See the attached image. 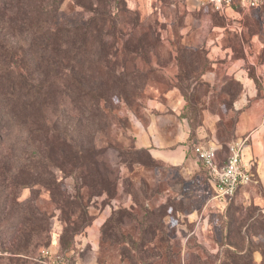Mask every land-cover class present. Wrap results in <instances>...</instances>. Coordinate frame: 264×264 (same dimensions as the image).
Wrapping results in <instances>:
<instances>
[{"label": "rangeland", "instance_id": "374dc122", "mask_svg": "<svg viewBox=\"0 0 264 264\" xmlns=\"http://www.w3.org/2000/svg\"><path fill=\"white\" fill-rule=\"evenodd\" d=\"M59 15L78 24L84 42L78 79L93 99L107 97L102 111L91 112L99 117L94 126L78 125L72 135L80 145L95 135L98 149L83 157L75 145L58 142L53 105L35 109L36 124L39 113L45 119L32 133L8 124L5 156L10 147H48L43 166L52 165L67 200L41 186L0 191V264H42L41 250L51 245L69 249L70 264H264L263 200L252 182L225 207L207 205L211 192L202 173L190 177L156 160L135 135L160 101L168 113L181 108L194 132L208 124L223 145L220 159L227 157L243 80L264 90V5L221 13L187 0H65ZM38 55L44 68L58 70L51 53ZM12 157H0V164L18 165ZM100 174L101 192L84 184L83 176L91 183ZM244 190L250 196L241 200ZM119 214L121 240L103 234Z\"/></svg>", "mask_w": 264, "mask_h": 264}, {"label": "trees", "instance_id": "16d2710c", "mask_svg": "<svg viewBox=\"0 0 264 264\" xmlns=\"http://www.w3.org/2000/svg\"><path fill=\"white\" fill-rule=\"evenodd\" d=\"M64 1L0 0V157L5 158L10 154L14 157H12L14 162L18 164L12 167L0 164L3 175L0 178L1 193L9 188L17 192L20 188L41 186L55 195H60V200H67L66 194L58 191L59 183L52 165L43 166V151H46L48 147L37 150L27 149L23 145H20L18 149L10 147L12 152L5 156L9 148L5 146V143L13 123L32 133L33 125H41V120L43 122L45 119L44 115L39 113L37 118L42 117V119L36 124L34 117L36 108L46 109L53 105L55 112H58L57 124L52 128L58 142L75 145L76 152L82 153L83 157H86L88 152L98 149L95 135L88 141V145L78 144L72 136L73 132L79 129L76 128L79 127L78 125L86 124L85 128L89 125L94 126L99 117L91 112L95 109L102 111L103 102H107V97L101 94L97 99H93L92 93L84 84H81L77 77V68L81 60L80 51H83L84 42L77 39L78 24L63 20L59 15ZM93 1L101 0H90V2ZM81 6L89 10L85 3H81ZM39 52L45 58L48 52L51 53V63L56 65L58 70L44 68L41 64L44 59L38 55ZM31 117L32 121H30ZM46 123L48 122L44 121V125ZM92 130V128L88 130L89 135ZM222 148L223 145L217 151L220 164H223L228 157L227 155L226 158L220 159ZM73 171L74 169L71 168L70 172L73 173ZM98 171L100 173V169ZM83 178H85L83 180L85 185L94 191L101 192L96 186V183L101 181V174L98 180L91 183L86 176ZM1 204L6 207L8 203ZM35 210L32 209L33 215ZM33 215L28 216L29 219ZM122 218L123 214H119L115 222L107 221L103 227V234L121 240ZM2 219L0 216V221ZM11 250L15 254L30 253L28 248ZM68 250L59 246V251L63 254Z\"/></svg>", "mask_w": 264, "mask_h": 264}, {"label": "crops", "instance_id": "0c3cea01", "mask_svg": "<svg viewBox=\"0 0 264 264\" xmlns=\"http://www.w3.org/2000/svg\"><path fill=\"white\" fill-rule=\"evenodd\" d=\"M212 76L215 78L217 72L212 73ZM243 83L244 92L236 96L233 102L237 114L233 141L245 140L243 161L253 174L251 186L260 192L258 195L264 207V90L259 89L250 79L243 80ZM168 111L164 102L153 101L146 114L147 122L139 121L135 130L137 145L146 148L156 160L181 167L185 175L192 177L202 173L208 191L211 192L207 205L225 207L233 197H215L211 176L195 153V147L200 144L220 146L209 133L210 126H200L194 132L188 118L181 115V108H174V113ZM248 196L250 193L244 190L239 198L245 200ZM189 219L195 222L199 218L191 214Z\"/></svg>", "mask_w": 264, "mask_h": 264}, {"label": "built area", "instance_id": "2783aa9c", "mask_svg": "<svg viewBox=\"0 0 264 264\" xmlns=\"http://www.w3.org/2000/svg\"><path fill=\"white\" fill-rule=\"evenodd\" d=\"M187 1H193L198 8L211 6L221 13H224L226 10H233L237 6L251 9L264 5V0ZM244 142L245 140H235L229 144L228 157L223 164H220L217 158V151L220 146L200 144L195 147L198 159L203 163L211 176L216 198L230 199L234 197L240 187L253 181V174L243 161ZM40 261L42 264H70L67 253H61L59 248L54 247V245L41 250Z\"/></svg>", "mask_w": 264, "mask_h": 264}]
</instances>
